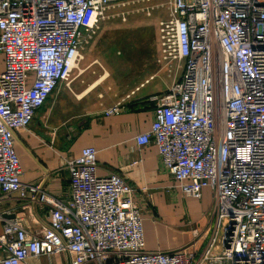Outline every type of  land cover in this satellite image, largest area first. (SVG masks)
Here are the masks:
<instances>
[{"label": "built area", "instance_id": "1", "mask_svg": "<svg viewBox=\"0 0 264 264\" xmlns=\"http://www.w3.org/2000/svg\"><path fill=\"white\" fill-rule=\"evenodd\" d=\"M128 1L0 0V195L24 194L16 133L70 84L71 70L82 73L84 47ZM170 5L158 25L160 55L177 72L148 98L153 122L135 142L155 145L183 197L200 200L210 190L216 246L199 256L186 247L146 251L135 190L122 176L99 177L96 150L86 146L66 163V199L27 187L48 224L30 233L6 221L0 264L60 253L69 264H264V0Z\"/></svg>", "mask_w": 264, "mask_h": 264}, {"label": "crops", "instance_id": "2", "mask_svg": "<svg viewBox=\"0 0 264 264\" xmlns=\"http://www.w3.org/2000/svg\"><path fill=\"white\" fill-rule=\"evenodd\" d=\"M93 61L82 68L85 74L77 72L70 78L72 86L87 75L85 82L81 80L74 89H69L72 96H80L81 106L75 100H67L66 92H60L36 112L28 128L16 133L15 150L20 159L24 194L0 195V235L6 221L17 222L30 233H38L47 225L48 210L35 203L27 187L36 186L54 197L66 199L70 194L66 163L91 146L96 150L97 175L122 176L135 190V203L142 211L146 251L186 247L199 256L205 248H214L217 238L212 235L215 219L210 190L204 189L200 200L183 197L178 184L162 167L155 145L138 146L135 142V137L148 132L153 122L154 105L148 98L165 92L169 85L158 79L151 90L140 92L134 100L118 101L119 114L108 116L105 111L118 103L96 99L97 95L102 98L107 93L103 76L108 74L98 80L93 78L91 75L96 72L86 71ZM3 69L0 56V73ZM5 258L0 250V262ZM69 263L67 253L30 257L23 262Z\"/></svg>", "mask_w": 264, "mask_h": 264}, {"label": "rangeland", "instance_id": "3", "mask_svg": "<svg viewBox=\"0 0 264 264\" xmlns=\"http://www.w3.org/2000/svg\"><path fill=\"white\" fill-rule=\"evenodd\" d=\"M170 4L171 0H129L125 7H116L101 22L100 29L89 46L84 47V61L79 66L83 71L85 65L95 60L93 66L86 71L90 74L92 71L96 72V75H91L96 80L103 74H108L103 79L107 93H103L102 98L97 95L98 101L107 99L112 103H126L134 100L140 92L151 90L158 79L165 80L168 85L174 80L177 65L169 67L163 64L158 32L159 23L166 22L170 17ZM75 73V70L71 72L69 80ZM86 76L72 86L63 82L50 99L60 92H66L67 100H75L81 106L80 96H72L69 89H74L81 80L85 82Z\"/></svg>", "mask_w": 264, "mask_h": 264}, {"label": "bare ground", "instance_id": "4", "mask_svg": "<svg viewBox=\"0 0 264 264\" xmlns=\"http://www.w3.org/2000/svg\"><path fill=\"white\" fill-rule=\"evenodd\" d=\"M72 71H73V70H71V72H72ZM71 72H70V77H71ZM106 77H107V75H104V76H103V78H106Z\"/></svg>", "mask_w": 264, "mask_h": 264}]
</instances>
